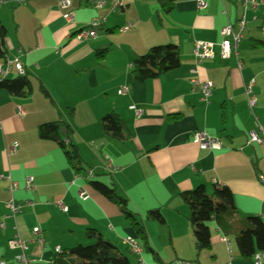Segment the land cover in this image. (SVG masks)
I'll use <instances>...</instances> for the list:
<instances>
[{
    "label": "crops",
    "instance_id": "0c3cea01",
    "mask_svg": "<svg viewBox=\"0 0 264 264\" xmlns=\"http://www.w3.org/2000/svg\"><path fill=\"white\" fill-rule=\"evenodd\" d=\"M5 1L0 24L7 30V56L22 62L33 91L19 98L0 90V175L19 183L15 198L23 206L21 214L11 216L7 181L0 180V222L5 224L0 262L13 263L8 241L14 235L29 244L32 264H52L76 245L91 244L88 229L135 258L125 239L139 236L121 208L93 187L92 182H99L115 188L143 225L144 264H253V257L241 256L235 239L250 217L264 219V145L248 138L251 131L264 130V4L246 15L252 29L239 45L240 68L235 57L197 64L194 55L196 41L220 43L229 24L238 31L244 14L239 2L206 0L207 7L199 8L195 0H178L166 12L159 0H106L99 11L93 5L100 0H70L67 11L59 9V0ZM113 3L123 8L113 11ZM66 12L74 14L73 22L64 20ZM93 19H105L97 37L76 40L75 34ZM127 26L130 30L123 31ZM169 44L179 48L180 67L137 82L133 61L154 46ZM16 76L13 72L10 78ZM195 78L213 83L208 101L192 85ZM251 78L258 99L254 115L244 94ZM122 87H128L126 95L118 94ZM133 105L144 110L142 117L130 110ZM17 107L24 110L22 116ZM110 113L125 121L128 140L104 133L101 122ZM58 120L70 125V138L60 132L55 140L41 139L39 126ZM196 131L220 139L222 150H203L193 137ZM60 138L67 149H77L80 172L68 162L56 141ZM27 177L34 179L35 191L25 189ZM199 186L209 195L215 186L228 188L235 207L234 216L208 223L211 246L200 252L182 199ZM156 209L164 224L148 218ZM35 228L41 230L43 244L37 242Z\"/></svg>",
    "mask_w": 264,
    "mask_h": 264
},
{
    "label": "trees",
    "instance_id": "16d2710c",
    "mask_svg": "<svg viewBox=\"0 0 264 264\" xmlns=\"http://www.w3.org/2000/svg\"><path fill=\"white\" fill-rule=\"evenodd\" d=\"M163 10L171 11L178 0H159ZM7 30L0 24V59L7 57L5 38ZM99 58H103L102 55ZM181 65L180 51L175 45H161L150 48L144 55L133 61L132 76L137 82H145L164 76L167 72L178 69ZM0 90L6 91L13 97L25 98L32 94L33 86L25 76H16L0 82ZM41 92L48 97V92L41 87ZM104 133L120 141H126L131 133L125 121L117 114L110 113L102 119ZM65 132L64 137L70 138L72 130L63 120L44 123L39 126L38 133L41 139H54L56 134ZM60 143L68 162L80 172L81 160L77 149L66 148L64 138L56 140ZM93 187L112 203L118 205L135 229L137 235L146 241V233L136 215L127 207V201L117 194L116 189L99 182H92ZM183 201L190 209L189 220L194 231L197 250L200 252L211 246V233L208 223L213 219H220L222 215L234 216L235 207L231 191L226 187L215 186L212 195H209L204 186L184 192ZM148 218L164 224L163 215L158 209L151 210ZM87 238L92 242L84 246L78 244L68 252L55 257L52 264H133L121 250L110 240L105 239L96 230L88 229ZM138 237V238H139ZM236 244L240 254L245 259H251L256 252H264V219L258 216L250 217L244 229L236 237ZM146 244L144 245L145 248Z\"/></svg>",
    "mask_w": 264,
    "mask_h": 264
},
{
    "label": "built area",
    "instance_id": "2783aa9c",
    "mask_svg": "<svg viewBox=\"0 0 264 264\" xmlns=\"http://www.w3.org/2000/svg\"><path fill=\"white\" fill-rule=\"evenodd\" d=\"M199 8H206V0H195ZM221 1H235L242 4L244 8V14L242 18L238 21V31H235L234 25L229 24L224 27L221 31L222 40L220 43H211L204 41H196L194 44V55L196 63L200 64L204 60H214L219 58L221 60H228L232 57H235L238 66L241 68L242 63L239 60V45L243 39L244 33L251 31L252 27L247 20V13L251 10L256 9L259 5L264 4V0H221ZM18 3H21L22 0H17ZM6 4L5 0H0V6ZM106 5V0H100L95 2L93 7L96 11L101 10ZM58 7L62 11H67L70 8V0H59ZM123 8L122 3H113V11L117 8ZM63 18L67 23L74 21V14L71 12H66L63 14ZM105 22V19H93L91 23L84 29L80 30L75 34V39L80 42H86L90 39L97 37V31L101 27L102 23ZM130 26H127L123 31H129ZM15 72L17 76H25L26 71L22 62L18 58H9L8 56L5 59H0V82L3 80L9 79L12 73ZM195 73L196 70L191 71ZM192 85L199 87L203 95L204 101H208L213 92V83L212 82H203L200 79H192ZM256 81L254 78L249 79L244 86V94L248 103V106L251 111V115H254V108L258 104V99L255 94ZM128 92V87H122L118 91L119 95H126ZM130 110L134 112L136 117H142L144 115V110L133 105L130 107ZM18 115L22 116L24 110L22 107H17ZM194 139L200 144V147L203 150L207 151H220L223 148V143L220 139L212 137L206 131H196L193 133ZM249 142L251 144L264 145V130L260 128L258 131H251L248 134ZM16 149L17 146L15 145ZM109 165L112 169L115 170L111 161ZM88 175L93 176V172L89 171ZM0 180L7 181V192L9 198L6 202V207L10 211L11 216L15 217L23 212V206L20 205L16 198L15 193L19 190L20 186L17 181H14L11 176L0 175ZM260 182L264 184V177L260 178ZM25 189L29 191H35L36 186L34 185V179L32 177H27L25 180ZM79 197L82 200H86L87 194L83 191L79 192ZM58 205L63 210V212H68V208L64 206L62 202H59ZM5 228L4 222H0V230ZM34 235L36 236L37 242L40 244L44 243V240L41 238V230L35 228L33 230ZM125 242L128 246L129 252L135 257H141L143 253V245L138 237L129 236L125 239ZM8 248L15 252L13 263L12 264H32L35 262L28 255L29 244L22 241L18 235H14L8 241ZM57 252H60V248H57ZM253 264H264V252H257L252 258ZM139 262L144 264V261L140 258ZM0 264H6L1 261ZM188 264V263H183Z\"/></svg>",
    "mask_w": 264,
    "mask_h": 264
},
{
    "label": "rangeland",
    "instance_id": "374dc122",
    "mask_svg": "<svg viewBox=\"0 0 264 264\" xmlns=\"http://www.w3.org/2000/svg\"><path fill=\"white\" fill-rule=\"evenodd\" d=\"M87 179H90V178H87ZM87 245H88V244H86V243L84 244V246H87ZM145 255H148V254L146 253ZM128 256L130 257V255H128ZM146 257H147V256H146ZM130 258H131V260H132L133 263L137 264V261H136L137 259H136V257L134 258L133 256H131Z\"/></svg>",
    "mask_w": 264,
    "mask_h": 264
},
{
    "label": "water",
    "instance_id": "95a60500",
    "mask_svg": "<svg viewBox=\"0 0 264 264\" xmlns=\"http://www.w3.org/2000/svg\"><path fill=\"white\" fill-rule=\"evenodd\" d=\"M64 134V132H62Z\"/></svg>",
    "mask_w": 264,
    "mask_h": 264
}]
</instances>
